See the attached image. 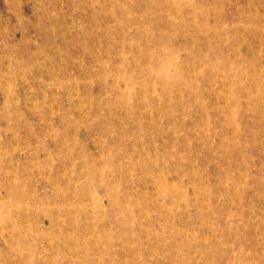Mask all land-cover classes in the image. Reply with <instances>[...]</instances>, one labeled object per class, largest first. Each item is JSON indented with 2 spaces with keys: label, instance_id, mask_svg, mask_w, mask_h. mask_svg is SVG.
<instances>
[{
  "label": "rangeland",
  "instance_id": "obj_1",
  "mask_svg": "<svg viewBox=\"0 0 264 264\" xmlns=\"http://www.w3.org/2000/svg\"><path fill=\"white\" fill-rule=\"evenodd\" d=\"M0 264H264V0H0Z\"/></svg>",
  "mask_w": 264,
  "mask_h": 264
},
{
  "label": "bare ground",
  "instance_id": "obj_2",
  "mask_svg": "<svg viewBox=\"0 0 264 264\" xmlns=\"http://www.w3.org/2000/svg\"><path fill=\"white\" fill-rule=\"evenodd\" d=\"M15 145H16V144H15ZM15 145H14V146H15ZM38 163H39V162H38ZM39 170H40V169H39ZM36 177H37V176H36ZM12 179H13V178H12ZM4 198H5V197H4ZM35 207H36V206H35ZM28 222H29V221H28ZM48 224H49V223H48ZM70 230H71V229H70Z\"/></svg>",
  "mask_w": 264,
  "mask_h": 264
}]
</instances>
